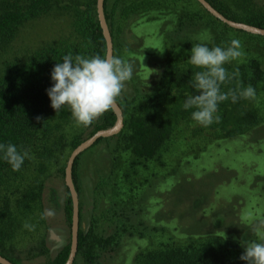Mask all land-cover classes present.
Returning a JSON list of instances; mask_svg holds the SVG:
<instances>
[{
	"label": "rangeland",
	"instance_id": "rangeland-1",
	"mask_svg": "<svg viewBox=\"0 0 264 264\" xmlns=\"http://www.w3.org/2000/svg\"><path fill=\"white\" fill-rule=\"evenodd\" d=\"M22 1L29 0H0V13ZM74 1L83 7L87 0ZM67 6L71 0H52L50 9L22 23L0 43V78L34 52L74 38L73 12ZM197 9L200 6L188 3L170 13L131 20L122 36L126 51L114 53L133 67L122 94L137 108L161 118L171 116L174 130L154 158L137 157L118 134L102 138L79 156L80 229L109 239L105 246L97 245L95 264H142L140 258L169 243L191 251L209 241L228 261L247 264L240 256L258 239L255 229L264 222V79L254 97L233 103L229 96L219 103V121L205 127L192 119L194 109L183 108L185 94L195 90L168 89V62L173 58L177 64H189L197 43L226 47L238 39L243 55L225 65L231 74L249 58H258L264 66V42L194 21L189 11ZM189 67L178 66L181 71ZM191 67L187 71L193 79L199 69ZM243 110H254L262 120L241 130L237 118ZM97 122L98 118L87 127L78 126L72 115L50 120L25 143L30 158L22 168L0 180V206L8 203L19 209L33 187L40 193L42 205L25 221L35 230L20 228L25 264H47L71 241L72 227L64 212L65 169L74 141L87 140ZM124 130L128 132L126 123ZM51 190L58 193V208L51 202ZM49 209L55 215L42 218ZM74 264H86L80 253Z\"/></svg>",
	"mask_w": 264,
	"mask_h": 264
},
{
	"label": "trees",
	"instance_id": "trees-1",
	"mask_svg": "<svg viewBox=\"0 0 264 264\" xmlns=\"http://www.w3.org/2000/svg\"><path fill=\"white\" fill-rule=\"evenodd\" d=\"M208 1L229 19L264 28V4L261 0ZM77 3L80 2L71 0V6H67L73 12L75 31L73 39L34 52L27 61L12 68V73L9 76L0 78V143L15 144L18 150L23 151L26 148L25 143L36 136L50 120H64L71 116L67 107L56 113L51 107L50 98L46 93V89L53 83L51 71L55 64L62 62L64 55L107 56V41L98 19L97 0H87L83 7ZM188 3H195L200 6L199 10L189 11V17H192V20H203L209 26L220 25L226 30L242 33L244 37L248 36L247 38L264 42L263 36L231 28L215 18L197 0H105V16L113 37L114 53L126 51L122 36L125 27L131 20L155 12L170 13L184 8ZM51 7L52 0H29L15 4L10 9L0 13V43L12 37L22 23L38 18ZM168 66H170V78H172L168 84V89L179 91L180 89L192 88L193 79H190L191 73L187 70L192 69L191 66L193 65L190 63L180 65L175 63L173 58H170ZM178 66H190L186 70L188 73L181 71ZM239 67L233 71L236 75L221 85V91L225 89L226 91L223 92L226 93L238 88L239 92L248 86L254 90L259 87V83L264 79L262 61L258 58H249ZM197 71L200 69L195 72ZM116 102L123 110L128 130V132L122 131L116 137L124 136L127 147L137 157L154 158L173 133V118L171 116L161 118L155 112L142 107L137 108L133 101L123 94L117 98ZM237 120L239 126H242L241 130H244L261 121L262 117L254 110H243ZM116 123L117 116L110 108L98 117V122L88 138L99 130L113 128ZM84 140L76 139L73 149ZM78 160L79 157L75 162L73 180L78 193H80V186L76 177ZM10 170H12L11 166L0 159V180ZM50 199L53 205L58 208L59 196L57 191L51 190ZM40 205H42L40 193L33 187L19 203V209H12L8 203L0 206V254L14 264H25L19 249V243H21L20 228L25 224L29 213L35 212ZM64 212L69 225L72 227L73 200L69 189ZM107 241L109 239L96 231L83 232L80 229L78 253H80L83 262L95 264L97 245L105 246ZM71 242L72 239L47 264H66L71 252ZM140 261L142 264H236L228 261L220 248L211 241L200 249L191 251L181 245L169 243L159 250L148 253L143 259L140 258Z\"/></svg>",
	"mask_w": 264,
	"mask_h": 264
},
{
	"label": "clouds",
	"instance_id": "clouds-1",
	"mask_svg": "<svg viewBox=\"0 0 264 264\" xmlns=\"http://www.w3.org/2000/svg\"><path fill=\"white\" fill-rule=\"evenodd\" d=\"M243 53L238 39H232L228 46L197 43L191 48L189 62L200 71L195 72L192 80L194 94H185L184 110L194 109L192 119L201 126L218 122L219 103L231 96L233 103L238 99L252 98L255 91L251 86L242 90L225 93L221 85L230 81L235 73H229L225 67L233 60H239ZM52 85L46 89L51 107L56 111L67 107L78 126H89L94 120L108 111L121 96L126 82L133 76V67L120 57L66 54L61 63L54 65L51 71ZM26 158L27 150H18L15 144L0 143V159L6 161L13 171H19ZM53 210H45L42 218L54 216ZM24 228L32 231L35 225L25 222ZM258 239L245 247L240 259L247 264H264V222L255 229Z\"/></svg>",
	"mask_w": 264,
	"mask_h": 264
},
{
	"label": "water",
	"instance_id": "water-1",
	"mask_svg": "<svg viewBox=\"0 0 264 264\" xmlns=\"http://www.w3.org/2000/svg\"><path fill=\"white\" fill-rule=\"evenodd\" d=\"M210 14L215 18L219 19L223 23L227 24L231 28L242 30L250 34L263 36L264 28L253 26L244 22L234 21L227 18L220 11H218L208 0H197ZM97 12L98 19L103 29L104 36L107 41V56H114V43L113 37L108 26L106 16H105V0H97ZM114 113L117 116V123L113 128L106 130H99L94 135L89 137L87 140L82 142L77 146L71 153L67 166L65 169V180L67 187L71 193L73 200V220H72V242H71V252L66 264H74V261L78 254L79 249V231H80V198L79 193L75 187L73 180V170L75 166L76 159L86 150L91 148L96 142L102 138H108L119 134L125 125L124 113L119 104L115 101L111 106ZM0 264H14L6 257L0 254Z\"/></svg>",
	"mask_w": 264,
	"mask_h": 264
}]
</instances>
